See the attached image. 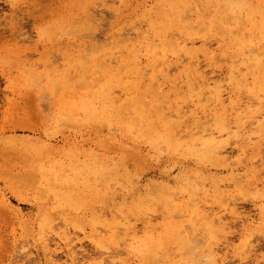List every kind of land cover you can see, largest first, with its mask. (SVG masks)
Instances as JSON below:
<instances>
[{
  "label": "rangeland",
  "instance_id": "rangeland-1",
  "mask_svg": "<svg viewBox=\"0 0 264 264\" xmlns=\"http://www.w3.org/2000/svg\"><path fill=\"white\" fill-rule=\"evenodd\" d=\"M260 79L264 0H0V264H264Z\"/></svg>",
  "mask_w": 264,
  "mask_h": 264
},
{
  "label": "bare ground",
  "instance_id": "bare-ground-1",
  "mask_svg": "<svg viewBox=\"0 0 264 264\" xmlns=\"http://www.w3.org/2000/svg\"><path fill=\"white\" fill-rule=\"evenodd\" d=\"M235 17V16H234ZM236 18V17H235ZM224 20V19H223ZM235 20V19H234ZM238 20H239V18H238ZM236 22V21H235ZM241 23H242V21H241ZM240 25V24H239ZM247 35V34H246ZM245 35V36H246ZM243 37V36H242ZM241 39V38H240ZM247 39V38H246ZM243 40V39H242ZM250 44V43H249ZM174 47V46H173ZM184 48H186V47H184ZM169 51V50H168ZM176 51V50H175ZM190 51V50H189ZM177 53V52H176ZM189 54H191L192 52H188ZM255 55V54H254ZM253 55V56H254ZM248 56V55H247ZM191 58H193L192 56H191ZM195 58V57H194ZM243 58V57H242ZM248 58V57H247ZM249 58H251V57H249ZM169 59V58H168ZM244 59V58H243ZM256 58L255 57H253V58H251V60H255ZM258 59V58H257ZM247 60V59H246ZM245 60V61H246ZM259 60V59H258ZM170 61V60H169ZM178 61V60H177ZM260 61V60H259ZM259 61H256V62H259ZM184 62V61H183ZM195 62V61H194ZM242 62V61H241ZM251 62V61H250ZM252 62H254V61H252ZM261 62V61H260ZM166 64V63H165ZM191 63H189V67H188V74H190V75H194L195 76V78L197 79V83H199V84H201L200 85V87H199V89L197 88V89H195V87L192 89V90H196V96H197V101L198 100H200V102L208 95V94H211V95H217V97H218V101H219V104L218 105H220V104H224V102L226 103V99H224L225 97H223L222 96V94L221 93H223V92H220V85L217 83V82H215V80L214 81H212L211 80V78L210 79H206L205 77H204V75L200 72V70L198 69L199 67V65H197V67L195 68L194 66H191L190 65ZM194 64V63H193ZM247 64V63H246ZM254 64V63H253ZM257 64V63H256ZM132 65V64H131ZM162 65V64H161ZM160 65V66H161ZM195 65V64H194ZM250 65V66H249ZM251 65L252 64H248V67H251ZM196 66V65H195ZM253 66V65H252ZM109 67V66H108ZM162 67H163V65H162ZM167 67V66H166ZM256 67V66H255ZM110 68V67H109ZM136 68H137V66H136ZM147 68V67H146ZM262 68L263 67H261V69L260 70H262ZM101 69H103V68H101ZM126 69V68H125ZM131 69H133V68H131ZM153 69H155V68H153ZM165 69V68H164ZM163 69V70H164ZM172 69V68H171ZM252 69V68H251ZM250 69V70H251ZM121 70V69H120ZM156 70V69H155ZM166 70V69H165ZM97 71H99V69L97 70ZM132 71L133 70H127L126 71V73L127 72H129V73H132ZM154 71V70H153ZM167 71V70H166ZM249 71V70H248ZM186 72V71H185ZM204 72V71H203ZM240 72V71H239ZM251 72V71H250ZM249 72V73H250ZM254 72V71H253ZM154 73V72H153ZM241 73V72H240ZM257 73V72H256ZM170 74V73H169ZM66 75H68V74H66ZM144 75H145V72H144ZM157 75V74H156ZM251 75V74H250ZM254 75V73H252V75L251 76H253ZM256 75V74H255ZM260 75V74H259ZM186 76V75H185ZM64 77V76H63ZM62 77V78H63ZM107 77V76H106ZM135 77V76H134ZM133 76H132V78H134ZM190 76H188V78H189ZM246 77H247V75H246ZM250 77V76H249ZM249 77H247V78H249ZM126 78H128V77H126ZM251 78V77H250ZM258 78H259V76H258ZM257 78V79H258ZM129 79V78H128ZM135 79V78H134ZM110 80V79H109ZM112 80V79H111ZM114 80V79H113ZM120 80V79H119ZM122 80V79H121ZM123 80H124V78H123ZM122 80V81H123ZM156 80V79H155ZM248 80V79H247ZM261 80V79H260ZM122 81H120V82H122ZM191 81V80H190ZM234 81H235V79H234ZM233 81V82H234ZM249 81V80H248ZM255 81H257V80H255ZM262 82L264 81V80H261ZM144 82V81H143ZM172 82V81H171ZM239 82V81H238ZM260 82V81H259ZM259 82H257V83H259ZM118 83V82H117ZM130 83V82H129ZM144 83H146V82H144ZM167 83V82H166ZM261 83V82H260ZM259 83V84H260ZM110 84V83H109ZM236 84V83H235ZM242 84H244V83H242ZM246 84V83H245ZM252 84V83H251ZM264 84V83H263ZM144 85V84H143ZM147 85H149V84H147ZM227 85H230V84H227ZM239 85V84H238ZM90 86V85H89ZM142 86V85H141ZM222 86V85H221ZM231 86V85H230ZM240 86V85H239ZM242 86V85H241ZM248 86V85H247ZM86 87H88V85L86 86ZM173 87V86H172ZM222 87H224V85L222 86ZM232 87V86H231ZM256 87L257 88H259L257 85H256ZM178 89V88H176V87H173V89ZM230 88V87H229ZM242 88V87H241ZM240 88V89H241ZM244 89V88H243ZM250 89H251V86H250ZM263 89V88H262ZM224 90H226L227 91V89H225V87H224ZM223 90V91H224ZM234 90V89H233ZM239 90V89H238ZM252 90V89H251ZM93 91V90H92ZM231 91V90H230ZM229 91V92H230ZM260 91V90H259ZM264 90H262V92H263ZM91 92V91H90ZM234 92V91H233ZM232 92V93H233ZM248 92V91H247ZM250 93H255V90H253V92L252 91H249ZM249 92H248V94H249ZM110 93H111V91H110ZM165 93H167V92H165ZM226 93V92H225ZM156 94H158V93H156ZM236 94V93H235ZM256 94V93H255ZM110 95V94H109ZM140 95V94H139ZM213 95V97H215ZM230 95V94H229ZM229 95H226V97L227 96H229ZM233 95V97H234V94H232ZM95 96V95H94ZM194 96H195V94H194ZM193 96V98H195ZM236 96H237V94H236ZM253 96V95H252ZM256 96V95H255ZM258 96V95H257ZM162 97V96H161ZM212 97V96H211ZM232 97V98H233ZM117 98V97H116ZM122 98V97H121ZM121 98H120V100H121ZM157 98V97H156ZM160 98V97H159ZM106 99V98H105ZM135 99V98H134ZM196 99V98H195ZM206 99H207V97H206ZM205 99V100H206ZM228 99L230 100L231 99V96H229L228 97ZM234 99V98H233ZM259 99V98H258ZM102 100V99H101ZM100 100V101H101ZM119 99H117V101H118ZM160 100V99H159ZM192 100V99H191ZM204 100V101H205ZM211 99L209 98V101H210ZM226 100V101H225ZM114 101H116V100H114ZM196 101V100H195ZM196 101V102H197ZM208 101V100H207ZM214 101V100H213ZM239 101V100H238ZM162 102V101H161ZM195 102V103H196ZM206 102V101H205ZM211 102H212V100H211ZM215 102V101H214ZM231 102V101H230ZM116 103V102H115ZM118 103V102H117ZM198 103V102H197ZM204 103V102H203ZM218 103V102H217ZM102 104V103H101ZM162 104H163V102H162ZM202 104V103H201ZM213 104V103H212ZM211 104V105H212ZM229 104V103H228ZM231 104V103H230ZM229 104V105H230ZM237 104V103H236ZM240 103H238V105H239ZM207 103H206V107H207ZM211 105H209V106H211ZM215 105V104H214ZM229 105H228V107H229ZM231 105H234V104H231ZM147 106V105H146ZM161 106V105H160ZM216 106V105H215ZM227 105H225V107H226ZM236 106V105H235ZM242 106V105H241ZM248 106V105H247ZM218 107V106H217ZM224 107V106H223ZM251 107V106H250ZM158 108H160V107H158ZM208 109H209V107H207ZM207 108H205V109H207ZM210 108H212V107H210ZM221 108V107H220ZM219 108V109H220ZM232 108H234V106H232ZM235 108H237V107H235ZM234 108V109H235ZM247 108V107H246ZM128 109V108H127ZM156 109V108H155ZM215 109H216V107H215ZM239 109V108H238ZM237 109V110H238ZM158 110V109H157ZM168 110H169V108H168ZM181 109H178V110H173V112H174V114L176 113V115H177V117H178V119L181 121L182 119H183V116L181 115V111H180ZM223 110V109H222ZM233 110V109H232ZM239 110H241V109H239ZM251 110V109H250ZM130 111V110H129ZM228 111V110H227ZM162 113H160L159 115H158V117L156 118H152V117H150V115H148V113H146V112H144V110L143 111H140V113H141V115L142 116H139V119H141L142 121L144 120V119H146L147 120V122H149V125H150V130L149 131H151V133H154L153 131H154V128H153V126H155L156 127V124H155V120L156 119H158V120H160V121H165V120H168V117L169 116H172V114L170 115V113H172V112H163V111H161ZM236 113H237V111H235ZM248 112V111H247ZM250 112V111H249ZM150 113V112H149ZM209 113V112H208ZM234 113V112H233ZM242 113V112H241ZM244 113V112H243ZM246 113V112H245ZM133 114V113H132ZM213 114V113H212ZM188 115V114H187ZM215 115L216 114H214L213 116H214V118H215ZM230 115V114H229ZM233 115V114H232ZM262 115V114H261ZM152 116V115H151ZM240 116H242V115H240ZM259 116V115H258ZM263 116V115H262ZM130 117V116H129ZM211 117V116H210ZM218 117V116H217ZM247 117V116H246ZM264 117V116H263ZM135 118V117H134ZM188 118V117H187ZM213 118V117H212ZM213 118V119H214ZM256 118V117H255ZM189 119V118H188ZM259 119V118H258ZM261 119V118H260ZM134 120V119H133ZM172 120V119H171ZM219 120V119H218ZM252 120H254L253 119V117H252ZM137 121V120H136ZM169 121V120H168ZM168 121H166V123L164 124L165 126H166V124L168 123ZM202 121V120H201ZM206 121V120H205ZM260 121V120H259ZM259 121L257 122L258 124H260L259 123ZM135 122V121H134ZM172 122H173V120L171 121V123H169V124H167V126L169 125H171L172 126ZM185 122V121H184ZM183 122V123H184ZM200 122V121H199ZM214 122V121H213ZM217 122V121H216ZM215 122V123H216ZM261 122V121H260ZM174 123V122H173ZM205 123V122H204ZM203 123V124H204ZM214 123V124H215ZM262 123V122H261ZM140 124V123H139ZM143 124H144V121H143ZM155 124V125H154ZM203 124H201V123H196V124H194V126L192 127V128H190V130L187 132V133H184V135H183V138L186 136V134H187V136L189 135V137H191L190 135H193V136H195V135H198L199 136V138L200 139H204L206 142H205V144H206V147L207 148H209L210 150H208L207 151V154L208 153H210V154H213L214 156H217V157H219L220 155H222L221 154V148L218 146V145H220L221 143H220V139L222 138V135H223V133L227 130V129H225V128H223L222 127V124H221V127L220 128H215V129H213L215 126H213L212 128L211 127H209L208 126V128L207 127H205ZM206 124H208V121L206 122ZM205 124V125H206ZM218 124V122L216 123V125ZM228 124V123H227ZM138 125V124H137ZM213 124H211L210 126H212ZM224 125V124H223ZM262 125V124H261ZM143 126V125H142ZM175 126V125H174ZM173 126V127H174ZM144 127V126H143ZM162 127V126H161ZM181 127V126H180ZM141 129V128H140ZM148 128L146 127V129L145 130H147ZM156 129V128H155ZM230 129H231V127H230ZM230 129H228V130H230ZM160 130V129H159ZM163 130V129H162ZM175 130V129H174ZM173 130V128L172 127H165V129H164V134H163V136L162 137H164V136H166V137H168L169 138V140L170 141H172V139H173V136H174V133H175V131ZM148 131V130H147ZM148 131V132H149ZM231 131V130H230ZM230 131H226L227 133H229L230 134ZM144 132V131H143ZM146 132V131H145ZM147 132V133H148ZM179 132V131H178ZM226 132H225V135H226ZM261 132V131H260ZM177 134V133H176ZM263 134V133H262ZM152 135V134H151ZM160 136V135H159ZM177 136H178V134H177ZM186 136V137H187ZM196 137V136H195ZM193 138V137H192ZM162 139V138H161ZM167 139V138H166ZM179 139H181V137H179ZM178 139V140H179ZM189 139V138H188ZM195 139V138H194ZM186 140V139H185ZM190 140V139H189ZM168 141V140H167ZM174 141V140H173ZM180 141V140H179ZM182 141V140H181ZM180 141V142H181ZM195 141H196V139H195ZM183 142H184V140H183ZM203 142V141H202ZM222 142V141H221ZM189 143V142H188ZM187 143V144H188ZM223 143V142H222ZM171 144V143H170ZM181 144V143H180ZM185 144V143H184ZM191 144V143H190ZM204 144V145H205ZM224 144V143H223ZM170 146H173V145H170ZM183 146V145H182ZM227 146V145H226ZM181 147V146H180ZM184 147V146H183ZM182 147V148H183ZM238 147V146H237ZM172 148V147H171ZM227 147H225V149H226ZM170 149V148H169ZM190 149V148H189ZM198 149V148H197ZM239 149V148H238ZM243 149V148H242ZM194 150H195V148H194ZM206 150V149H205ZM181 151V150H180ZM200 150H198V152H199ZM201 151H202V153H203V149H201ZM239 151H241L240 149H239ZM191 152H193V151H191ZM223 152H225V151H223ZM193 155V154H192ZM197 155V154H196ZM204 155H206V153H203V156ZM203 158V157H202ZM205 159L203 160V161H205L207 158H209V157H204ZM224 158V157H223ZM225 158H227V157H225ZM224 158V159H225ZM209 160V159H208ZM207 161V160H206ZM214 161V160H213ZM164 186V185H163ZM165 187H166V184H165ZM168 187V192H169V195H170V197L171 196H173L174 197V195H173V191H174V189L175 188H173V187H170V186H167ZM165 190V189H164ZM177 190V189H176ZM163 196H164V192H163V194H162ZM172 199H174V198H172ZM168 202H171L169 199H168ZM238 207V206H237ZM263 210V208H261L260 209V211H262ZM238 210L236 209V208H234L233 210H232V213H233V215H235V217H240V213H238L237 212ZM240 212V211H239ZM242 213V212H241ZM198 216H200V215H198ZM242 218V217H241ZM254 223V222H253ZM243 226H244V229H245V231H249L250 229H252L253 228V226L254 225H252V222H250L249 221V219H245L244 221H243ZM247 233V232H246ZM113 264H117L116 262H112Z\"/></svg>",
  "mask_w": 264,
  "mask_h": 264
},
{
  "label": "snow or ice",
  "instance_id": "snow-or-ice-1",
  "mask_svg": "<svg viewBox=\"0 0 264 264\" xmlns=\"http://www.w3.org/2000/svg\"><path fill=\"white\" fill-rule=\"evenodd\" d=\"M261 104L262 105H264V99H262V101H261ZM139 207V205H136L133 209H130V212H132V211H135V209L136 208H138ZM121 226H123V225H121ZM127 233H125L124 235H123V239H125V240H127ZM136 249H135V246H133L132 248H129V251L131 252V251H135Z\"/></svg>",
  "mask_w": 264,
  "mask_h": 264
}]
</instances>
